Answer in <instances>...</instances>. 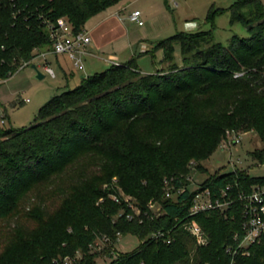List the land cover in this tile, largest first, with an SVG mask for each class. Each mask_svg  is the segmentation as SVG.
<instances>
[{
  "label": "trees",
  "instance_id": "16d2710c",
  "mask_svg": "<svg viewBox=\"0 0 264 264\" xmlns=\"http://www.w3.org/2000/svg\"><path fill=\"white\" fill-rule=\"evenodd\" d=\"M121 1L0 0V80L51 49L48 24L64 17L79 31ZM221 12L211 9L207 22ZM230 18L249 37L234 36L226 48L211 31L177 33L154 47L167 70L143 73L135 58L111 64L53 96L33 124L0 128V264H54L76 251L78 264L103 255L113 257L108 264H229L225 246L243 221L238 200L226 215L189 209L198 191L215 197L230 187L236 197L264 184L245 170L202 165L227 131L254 132L262 147L250 156L264 165V5L237 0ZM191 173L208 175L190 193ZM178 186L186 192L166 199L167 187ZM191 220L204 244L185 230ZM123 235L140 240L136 250L116 251ZM103 236V250L90 252ZM235 264H264V235Z\"/></svg>",
  "mask_w": 264,
  "mask_h": 264
},
{
  "label": "rangeland",
  "instance_id": "374dc122",
  "mask_svg": "<svg viewBox=\"0 0 264 264\" xmlns=\"http://www.w3.org/2000/svg\"><path fill=\"white\" fill-rule=\"evenodd\" d=\"M237 0H122L105 12L92 17L86 24L90 31L92 43L98 49H90L91 55L84 59V71H78L65 55L46 54L45 58H36L8 79L0 83V115H5L7 128L19 129L34 123L38 109L53 96L66 89H73L86 78L101 72L110 65L122 64L135 58L138 68L147 74L168 69L162 62L163 50L154 47L161 41L177 33H194L211 31L216 43L229 47L234 36L249 37V31L240 22H231L230 8ZM264 5V0H261ZM222 11L207 22L208 12ZM138 10L143 25L128 20V14ZM90 46V45H89ZM87 47V50L89 48ZM151 50H154L152 53ZM174 62L182 64L178 45H175ZM54 70L56 77L51 78L43 71L45 64ZM35 65L44 76L39 80L32 68ZM28 100V101H27ZM240 141L227 148L217 150L202 162L209 173L230 172L235 169L245 170L250 177H264V165H258L250 156L262 144L252 132L235 131ZM230 137V136H229ZM207 173H195L196 183H201ZM106 188V187H105ZM140 240L133 235L120 236L115 244L116 251L129 253L136 250ZM113 258V257H111ZM108 255L101 258L100 263L108 264Z\"/></svg>",
  "mask_w": 264,
  "mask_h": 264
},
{
  "label": "built area",
  "instance_id": "2783aa9c",
  "mask_svg": "<svg viewBox=\"0 0 264 264\" xmlns=\"http://www.w3.org/2000/svg\"><path fill=\"white\" fill-rule=\"evenodd\" d=\"M141 13L138 10L131 12L128 16V20L136 23L138 26L143 25L140 20ZM50 40L52 41L51 49L49 51L40 52L36 58H45L46 54L52 53L56 56L65 55L68 57L72 66L78 71H84V59L89 54L87 47L91 43V38L89 32L86 29L75 31L71 22L64 17L56 20L53 24L47 25ZM35 58V59H36ZM33 59V60H35ZM32 60V61H33ZM32 61L22 62L18 70L29 66ZM114 64V62H113ZM43 71L46 75L51 78H55L54 70L45 64ZM241 74H236L240 76ZM2 80H0V83ZM28 101V100H27ZM7 125V120L5 115H0V128ZM239 133L235 131H227L226 137L222 140L220 147L221 149L227 148V144L230 142L235 145L240 141L238 135ZM230 136V137H229ZM195 173H191L185 177V181L188 183L187 189L191 192H196L200 189L199 183L196 185L194 182ZM168 185V184H167ZM186 189V190H187ZM183 186L178 187H167L165 192L166 199L175 200L179 195L186 192ZM230 187L222 189L219 191L218 196H212L208 189H204L195 193L192 204L189 209V215H196L199 213L218 211L220 214L226 215L227 212L233 207L235 200L237 199L241 205L242 214V225L241 232H236L232 236V241L225 246V252L229 256V264H235L237 257H247L250 254V248L253 244L257 243L261 237L264 235V184L255 185L251 188L248 193H238L236 197L229 194ZM126 200H129L127 197ZM152 210L157 211L155 204H150ZM185 230L195 238L198 244H204L205 234L203 229L199 226L197 222L191 220L184 224ZM155 238L163 237L164 233L153 234ZM168 243L170 239L166 240ZM105 247V236L95 240L89 245L90 252H101ZM115 247V246H114ZM105 258V255L99 256L96 259L97 264L100 263L101 258ZM82 259V254L80 251H76L74 256H65L60 261L55 260L54 264H78V261Z\"/></svg>",
  "mask_w": 264,
  "mask_h": 264
},
{
  "label": "crops",
  "instance_id": "0c3cea01",
  "mask_svg": "<svg viewBox=\"0 0 264 264\" xmlns=\"http://www.w3.org/2000/svg\"><path fill=\"white\" fill-rule=\"evenodd\" d=\"M134 11H135V10H134ZM128 16H129V14H128ZM128 16H127V17H128ZM141 26H142V25H141ZM87 31L89 32V35H90V31H89V30H87ZM90 38H91V37H90ZM92 41H93V39L91 38V43H90V46H89V48H88V53H89V54H88L87 56L91 55V53H92V52L90 51V49H98V46H97L96 44H93ZM90 52H91V53H90ZM92 54H93V53H92ZM55 56H56V55H55ZM93 56H97V57H98V55H94V54H93ZM46 64H47V63H46ZM48 65H49V64H48ZM84 68H85V66H84ZM141 72H142V71H141Z\"/></svg>",
  "mask_w": 264,
  "mask_h": 264
},
{
  "label": "water",
  "instance_id": "95a60500",
  "mask_svg": "<svg viewBox=\"0 0 264 264\" xmlns=\"http://www.w3.org/2000/svg\"><path fill=\"white\" fill-rule=\"evenodd\" d=\"M32 68L35 70L36 72V77L41 80L44 78V76L38 71L37 67L35 65L32 66Z\"/></svg>",
  "mask_w": 264,
  "mask_h": 264
}]
</instances>
